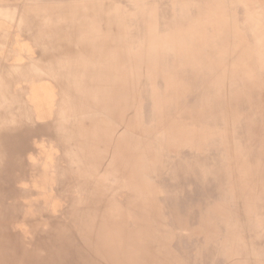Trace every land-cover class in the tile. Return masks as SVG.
Returning <instances> with one entry per match:
<instances>
[{
    "label": "clouds",
    "instance_id": "9594fccd",
    "mask_svg": "<svg viewBox=\"0 0 264 264\" xmlns=\"http://www.w3.org/2000/svg\"><path fill=\"white\" fill-rule=\"evenodd\" d=\"M3 8L0 140L50 150L62 210L131 232L122 264H264V0Z\"/></svg>",
    "mask_w": 264,
    "mask_h": 264
},
{
    "label": "rangeland",
    "instance_id": "374dc122",
    "mask_svg": "<svg viewBox=\"0 0 264 264\" xmlns=\"http://www.w3.org/2000/svg\"><path fill=\"white\" fill-rule=\"evenodd\" d=\"M4 1L8 2V0H2V2ZM3 5L4 3L0 5V10L5 11ZM7 115L5 113L3 118ZM42 133L43 130L38 135ZM60 166L62 169V162H60ZM33 178L35 177H32L30 181H24V183H27L32 190H39L37 185L31 186L35 184L32 181ZM8 184L9 182L0 176V192L5 193ZM29 187L25 188L24 184L19 189L30 192ZM60 191L63 198L65 187H62ZM56 210L60 212L57 214ZM64 211L67 212L65 216ZM3 216L4 212L0 210V221ZM86 217H89V222L84 226ZM92 221H94L93 224H90ZM7 225L6 222L5 228ZM37 226L39 236L26 238L39 248L35 252V249L32 252L18 250L20 245L16 243L15 238L20 237H17L13 230L8 232V228L5 230L0 228V264H122L133 252L134 238L131 232L103 225L101 221L94 218L93 208L89 205H85L78 213L71 214L67 209H61L58 200L52 214L48 213L43 219H40ZM53 228L54 231H52ZM15 229L17 230V227ZM101 231L109 232L110 235L107 237L108 246L100 248L98 254L97 250L86 246V238L90 233L97 234Z\"/></svg>",
    "mask_w": 264,
    "mask_h": 264
},
{
    "label": "bare ground",
    "instance_id": "6f19581e",
    "mask_svg": "<svg viewBox=\"0 0 264 264\" xmlns=\"http://www.w3.org/2000/svg\"><path fill=\"white\" fill-rule=\"evenodd\" d=\"M14 2L15 0H8V2H2L1 0L0 5ZM3 13L4 11L0 10V44L4 42L2 29ZM20 47L23 48L24 46L20 45ZM33 103L39 109L44 103V95L36 93ZM5 113L3 110H0V119H4L3 115ZM42 130V128H38L32 134L38 135ZM2 142L4 143L1 144ZM0 145H3L2 148L5 152L4 157L0 159V176L9 182L6 186L7 191L5 193L0 192V210L4 212V216L1 217L0 228L4 230L8 228V232L13 230L14 234L20 237L15 238L16 243L20 245L18 250H29V252H32L35 249V252L39 248L35 247L36 244L30 243L26 238L39 236L37 224L48 213L52 214L53 208L59 200L56 195L62 197L60 189L65 187V182L62 180L58 182L55 195L53 190L55 178L52 174L54 169L49 167L52 156L46 146L34 150V154L38 157L39 162L33 167L21 159L20 154L30 147L27 135L13 139L4 138L0 140ZM57 168L61 170L60 161L57 162ZM32 177H35L32 180L35 184L31 186L37 185L40 188L39 190H32L27 183H24V181H30ZM24 184L25 188L28 186L31 189L30 192L19 189ZM58 212L60 211L58 210ZM58 212L56 210L57 214ZM66 214L67 212L64 211V216ZM88 219L89 217H86L84 226L88 225ZM6 222L8 224L7 228H5ZM93 222H90V224H93ZM15 227H17V230ZM52 231H54V228ZM51 234L54 237V233L52 232ZM23 237L25 239H21Z\"/></svg>",
    "mask_w": 264,
    "mask_h": 264
}]
</instances>
